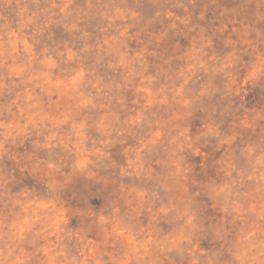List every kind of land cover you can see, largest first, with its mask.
I'll return each mask as SVG.
<instances>
[{
	"label": "clouds",
	"instance_id": "9594fccd",
	"mask_svg": "<svg viewBox=\"0 0 264 264\" xmlns=\"http://www.w3.org/2000/svg\"><path fill=\"white\" fill-rule=\"evenodd\" d=\"M0 264H264V0H0Z\"/></svg>",
	"mask_w": 264,
	"mask_h": 264
}]
</instances>
